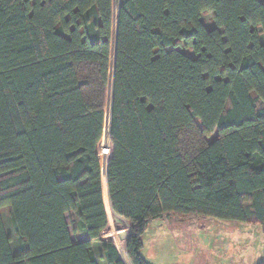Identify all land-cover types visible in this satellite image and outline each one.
Listing matches in <instances>:
<instances>
[{
	"label": "trees",
	"instance_id": "obj_1",
	"mask_svg": "<svg viewBox=\"0 0 264 264\" xmlns=\"http://www.w3.org/2000/svg\"><path fill=\"white\" fill-rule=\"evenodd\" d=\"M117 10L115 33L113 0H0V264H99L95 242L129 264L101 239L107 189L131 264L164 214L264 227V0Z\"/></svg>",
	"mask_w": 264,
	"mask_h": 264
},
{
	"label": "rangeland",
	"instance_id": "obj_2",
	"mask_svg": "<svg viewBox=\"0 0 264 264\" xmlns=\"http://www.w3.org/2000/svg\"><path fill=\"white\" fill-rule=\"evenodd\" d=\"M117 9L118 0H113L115 20L113 32L115 33ZM212 16L213 13L203 16L207 26H215L211 20ZM261 40L264 41V37ZM182 52L191 56L194 55L185 47L182 48ZM114 53L115 47H112V62H114ZM113 71L112 67L109 85L111 98ZM107 124L98 148L102 167L104 163H108L113 153L109 137L110 113ZM105 200L110 222L102 232L101 239L113 243L121 258L123 259V254H125L128 263L131 264L127 256V243L131 234L130 225L112 210L108 189L105 191ZM2 214L7 223L9 216L6 207L2 209ZM66 215L72 234L76 240H80L81 237H78L73 231L75 227L74 213L69 212ZM100 252L101 248L98 246L97 253ZM141 253L147 264H264V227L258 224L226 221L214 217H184L174 213L164 214L162 217L149 222L143 236ZM99 260L101 264L105 263L104 259L100 258Z\"/></svg>",
	"mask_w": 264,
	"mask_h": 264
},
{
	"label": "crops",
	"instance_id": "obj_3",
	"mask_svg": "<svg viewBox=\"0 0 264 264\" xmlns=\"http://www.w3.org/2000/svg\"><path fill=\"white\" fill-rule=\"evenodd\" d=\"M72 213H73V212H72ZM74 215H75V214H74ZM66 216H67V215H66ZM3 217H4V216H3ZM4 223H5V226H6L7 232H8L10 235H13V230H12V228H11V223H10L9 219H8V222L6 223L5 218H4ZM74 234H76L78 237H81L80 240H76V239H75V236L72 234V238H73L74 241H81V240H85V239L88 238L87 235H85V234H83V233H80V232H75ZM98 246L101 248L100 243H99V242H95V243H94V248L96 249V254H97L98 260H99L100 258H102V260H103V259H104V256H103L102 248H101V252H100V253H97V247H98ZM12 250L14 251V253H16V252L18 251V246H17V243H16L15 241H13V243H12ZM99 257H100V258H99ZM104 262H105L104 264H107V262H106L105 259H104ZM123 262H124V264H126V262L124 261V259H123ZM99 264H101L100 260H99Z\"/></svg>",
	"mask_w": 264,
	"mask_h": 264
},
{
	"label": "water",
	"instance_id": "obj_4",
	"mask_svg": "<svg viewBox=\"0 0 264 264\" xmlns=\"http://www.w3.org/2000/svg\"><path fill=\"white\" fill-rule=\"evenodd\" d=\"M117 19H118V15H117ZM116 45H117V35H116ZM115 56H116V46H115V53H114V68H115V58H116ZM111 100H112V98H111ZM110 116H111V109H110ZM107 168H108V163H107Z\"/></svg>",
	"mask_w": 264,
	"mask_h": 264
}]
</instances>
